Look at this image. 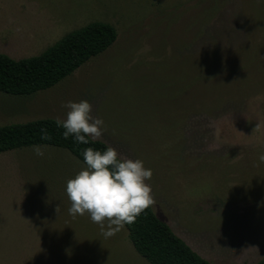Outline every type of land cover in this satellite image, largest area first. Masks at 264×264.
<instances>
[{
    "label": "rangeland",
    "instance_id": "1",
    "mask_svg": "<svg viewBox=\"0 0 264 264\" xmlns=\"http://www.w3.org/2000/svg\"><path fill=\"white\" fill-rule=\"evenodd\" d=\"M201 7L202 0H0V54L14 60L38 56L92 22L118 33L109 50L54 88L26 97L0 92V127L63 119L64 104L86 100L104 121L96 140L152 170L145 183L153 210L177 236L212 264H258L264 169L256 163L252 173L245 162L264 149L261 99L179 124L168 102L174 77L186 74L185 58L212 47L233 52L248 41L241 0H231L204 34ZM152 126L177 138L154 139L145 129ZM179 141L182 148L171 147ZM42 151L0 154V264H148L125 227L105 239L87 214H68L56 171L66 170L68 180L84 167L65 151Z\"/></svg>",
    "mask_w": 264,
    "mask_h": 264
},
{
    "label": "trees",
    "instance_id": "2",
    "mask_svg": "<svg viewBox=\"0 0 264 264\" xmlns=\"http://www.w3.org/2000/svg\"><path fill=\"white\" fill-rule=\"evenodd\" d=\"M230 1L202 0L203 7L199 12L200 34L209 29L211 20ZM241 2L248 41L233 52L212 47L200 57L189 55L185 58L186 74L181 79L174 77L177 83L172 88V95L168 101L175 107L172 113L173 124H179L182 119L195 115L220 114L232 106H244L257 98L261 99V110L264 115V0ZM117 38L118 33L113 25L92 22L70 32L38 56L14 60L0 54V92L26 97L50 90L90 60L109 50ZM179 80H182V83H179ZM41 128L46 129L49 139L41 140ZM145 129L151 137L161 141L177 138L176 132L170 135V132L155 129L154 126ZM62 131L53 119L2 126L0 154L41 145L67 152L85 167L82 155L85 148L92 147L103 152L106 147H110L99 140L91 141L87 145L77 144L71 137L63 138ZM169 145L163 146L168 148ZM172 146L180 149L183 142L179 141ZM181 151L178 152L180 156ZM261 153H264V149L257 148L247 158L245 165H249L247 168L250 172L254 173L255 164L259 163L258 155ZM262 166L263 170L264 164ZM233 168L239 170L236 166ZM60 169L56 171L59 174V187L65 188L66 182L71 178L63 179L61 176L65 175L66 170ZM243 169L240 167V170ZM77 173L78 171L74 175ZM124 227L135 251L148 264H212L177 236L171 227L156 215L152 205L133 223ZM258 264H264V258Z\"/></svg>",
    "mask_w": 264,
    "mask_h": 264
},
{
    "label": "clouds",
    "instance_id": "3",
    "mask_svg": "<svg viewBox=\"0 0 264 264\" xmlns=\"http://www.w3.org/2000/svg\"><path fill=\"white\" fill-rule=\"evenodd\" d=\"M63 107L67 110L65 117L56 120L63 138L87 145L102 136L104 121L92 115L86 100L69 101ZM40 133L41 140L49 139L46 129L41 128ZM32 150L37 157L44 156L41 145H33ZM82 155L85 167L65 185L70 202L67 212L73 218L87 214L107 239L154 203L151 188L145 183L151 179L152 170L140 159H120L111 147L103 152L87 147ZM257 159L264 164V153Z\"/></svg>",
    "mask_w": 264,
    "mask_h": 264
}]
</instances>
